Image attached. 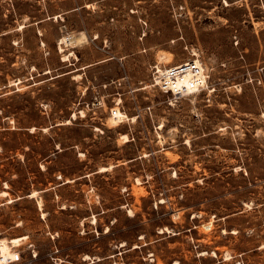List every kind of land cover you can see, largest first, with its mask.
<instances>
[{"label":"rangeland","instance_id":"obj_1","mask_svg":"<svg viewBox=\"0 0 264 264\" xmlns=\"http://www.w3.org/2000/svg\"><path fill=\"white\" fill-rule=\"evenodd\" d=\"M191 56L210 92L152 85ZM21 235L5 264H264V0H0V238Z\"/></svg>","mask_w":264,"mask_h":264},{"label":"built area","instance_id":"obj_2","mask_svg":"<svg viewBox=\"0 0 264 264\" xmlns=\"http://www.w3.org/2000/svg\"><path fill=\"white\" fill-rule=\"evenodd\" d=\"M209 78L201 60L192 56L176 63H155L151 66L152 85L172 98L210 92L212 85Z\"/></svg>","mask_w":264,"mask_h":264},{"label":"bare ground","instance_id":"obj_3","mask_svg":"<svg viewBox=\"0 0 264 264\" xmlns=\"http://www.w3.org/2000/svg\"><path fill=\"white\" fill-rule=\"evenodd\" d=\"M84 39H86V35L82 32H80L77 35H69V36H61L59 44H61L62 42L65 44H70L71 46H76L79 42L84 41ZM60 50H62V46L59 45L58 46ZM71 54V52L69 53ZM160 56H158L161 59H164V61H170L171 60V53H160ZM66 56V55H64ZM66 59V58H65ZM15 82V81H14ZM120 101V99L118 100ZM111 112H113V115L110 116V120L112 122H116V120H118L121 117H124L126 115H124L117 107L113 108L111 110ZM75 114H73L72 116H74ZM127 117V116H126ZM124 118H122L124 120ZM132 119H134V117H132ZM123 138H125V141L127 140V137L125 134L122 135ZM106 167H101L100 170L105 169ZM1 194H6L5 191H1ZM31 196L35 195V191H33L32 193H30ZM27 236L26 235H21V236H16V237H12L9 239H5V238H0V264H5L9 261H15L18 258V253L15 250H12L10 248L9 243H11V245H18L19 242L21 240H24ZM215 255V253H213ZM228 254V253H226Z\"/></svg>","mask_w":264,"mask_h":264}]
</instances>
